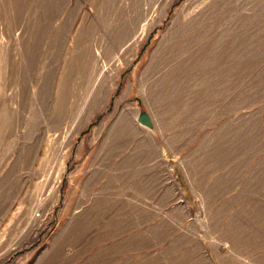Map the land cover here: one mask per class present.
<instances>
[{
    "label": "rangeland",
    "instance_id": "rangeland-1",
    "mask_svg": "<svg viewBox=\"0 0 264 264\" xmlns=\"http://www.w3.org/2000/svg\"><path fill=\"white\" fill-rule=\"evenodd\" d=\"M0 264H264V0H0Z\"/></svg>",
    "mask_w": 264,
    "mask_h": 264
},
{
    "label": "water",
    "instance_id": "water-1",
    "mask_svg": "<svg viewBox=\"0 0 264 264\" xmlns=\"http://www.w3.org/2000/svg\"><path fill=\"white\" fill-rule=\"evenodd\" d=\"M139 120L142 124H144L145 126L151 128L152 127V123L150 120V117L147 113H144L142 115L139 116Z\"/></svg>",
    "mask_w": 264,
    "mask_h": 264
}]
</instances>
